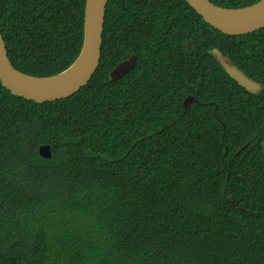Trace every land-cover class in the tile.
<instances>
[{
	"label": "trees",
	"instance_id": "obj_1",
	"mask_svg": "<svg viewBox=\"0 0 264 264\" xmlns=\"http://www.w3.org/2000/svg\"><path fill=\"white\" fill-rule=\"evenodd\" d=\"M84 2L0 0L12 64L70 65ZM214 47L264 83V27L228 35L186 0H107L83 87L37 102L0 81V264H264V90L240 86Z\"/></svg>",
	"mask_w": 264,
	"mask_h": 264
},
{
	"label": "water",
	"instance_id": "obj_2",
	"mask_svg": "<svg viewBox=\"0 0 264 264\" xmlns=\"http://www.w3.org/2000/svg\"><path fill=\"white\" fill-rule=\"evenodd\" d=\"M203 19L228 35L253 32L264 27V0L240 7H225L211 0H186ZM107 0H85L83 11L82 42L76 58L62 71L38 76L17 69L11 62L6 43L0 30V81L12 94L37 102L65 98L83 87L95 72L100 59L102 28ZM216 60L237 83L253 94L264 90V83L248 75L218 47L210 50ZM136 61V54L120 61L108 73L109 79H117L128 72ZM196 100L188 95L183 106ZM247 145L236 153L239 155ZM39 155L51 156L49 144L39 145Z\"/></svg>",
	"mask_w": 264,
	"mask_h": 264
},
{
	"label": "flooded vegetation",
	"instance_id": "obj_3",
	"mask_svg": "<svg viewBox=\"0 0 264 264\" xmlns=\"http://www.w3.org/2000/svg\"><path fill=\"white\" fill-rule=\"evenodd\" d=\"M189 47H190V45H189ZM189 95H190V94H189ZM187 96H188V95H187ZM187 96H186V97H187ZM186 97H185V98H186ZM185 98H184V99H185ZM184 99H183V101H184ZM194 101H195V100H194Z\"/></svg>",
	"mask_w": 264,
	"mask_h": 264
}]
</instances>
